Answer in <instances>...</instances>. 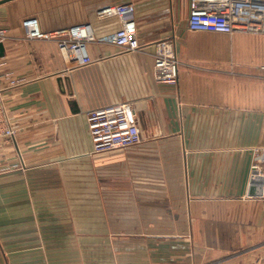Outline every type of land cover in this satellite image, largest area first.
Segmentation results:
<instances>
[{"label":"crops","instance_id":"obj_1","mask_svg":"<svg viewBox=\"0 0 264 264\" xmlns=\"http://www.w3.org/2000/svg\"><path fill=\"white\" fill-rule=\"evenodd\" d=\"M123 2L136 6L141 50L90 43L83 66L24 32L29 17L51 31ZM189 13L190 0L0 4V98L16 128L0 144V264H264V197L251 182L264 34L190 31ZM176 34L194 40L176 41L179 80L157 82L154 43ZM124 102L143 141L95 152L87 113Z\"/></svg>","mask_w":264,"mask_h":264},{"label":"built area","instance_id":"obj_2","mask_svg":"<svg viewBox=\"0 0 264 264\" xmlns=\"http://www.w3.org/2000/svg\"><path fill=\"white\" fill-rule=\"evenodd\" d=\"M88 18L83 23L44 31L37 18L29 17L23 20V27L27 38L56 40L61 52L83 66L94 61L89 52L90 43L113 44L125 52L142 49L134 3L112 4L91 12ZM187 28L224 34L264 33V0H190ZM6 38L7 29L0 27V46ZM154 46V79L176 84L180 69L176 41L165 38ZM87 122L95 152L131 148L143 141L138 115L129 102L91 110ZM15 134L9 108L0 98V144L15 139ZM251 182L260 185V196L264 197V145L253 148Z\"/></svg>","mask_w":264,"mask_h":264},{"label":"rangeland","instance_id":"obj_3","mask_svg":"<svg viewBox=\"0 0 264 264\" xmlns=\"http://www.w3.org/2000/svg\"><path fill=\"white\" fill-rule=\"evenodd\" d=\"M177 28V27H176ZM177 31V30H176ZM260 34H264V33H260ZM176 36V39H174L175 41H177V44H179V43H191L192 42V40L191 39H188V38H183V37H179V38H177V34L175 35ZM194 41V40H193ZM204 41V40H203ZM264 243V242H263ZM256 255H258L260 258L261 257H263V260H264V250L263 251H259L258 253H256ZM222 257H225V255H221ZM250 256V255H249ZM95 264V263H94Z\"/></svg>","mask_w":264,"mask_h":264},{"label":"water","instance_id":"obj_4","mask_svg":"<svg viewBox=\"0 0 264 264\" xmlns=\"http://www.w3.org/2000/svg\"><path fill=\"white\" fill-rule=\"evenodd\" d=\"M8 1H11V0H0V4L5 3V2H8ZM0 47H1L0 55L2 56L4 54V45L1 44Z\"/></svg>","mask_w":264,"mask_h":264}]
</instances>
